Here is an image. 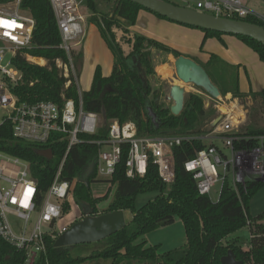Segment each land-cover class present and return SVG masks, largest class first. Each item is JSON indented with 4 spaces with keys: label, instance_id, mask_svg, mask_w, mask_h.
I'll return each mask as SVG.
<instances>
[{
    "label": "trees",
    "instance_id": "16d2710c",
    "mask_svg": "<svg viewBox=\"0 0 264 264\" xmlns=\"http://www.w3.org/2000/svg\"><path fill=\"white\" fill-rule=\"evenodd\" d=\"M82 3L91 12L89 22L99 28L114 55L112 73L104 76L98 66L91 88L81 91L79 78L84 62L83 49L73 48L70 59L68 53L59 47L62 36L50 0H23L22 7L30 11L36 21L33 44L27 52L33 57L44 58L47 63L40 65L19 55L15 64L23 78L13 88V93L26 102L53 101L62 105L65 99H73L77 104L82 100L85 110L100 113L103 117L101 127L95 135L88 136L90 139L107 137L109 125L114 119L135 123L139 135L206 132L217 116L213 104L206 106L202 97L186 93L183 110L178 115L174 114L171 109L173 100L169 97L171 85L151 65L158 53H172L177 58L181 55L178 50L155 38L135 34L129 40L132 42V51L125 54L114 28L128 30L137 24L139 12L147 9L130 0H108L107 8L100 6V0H82ZM233 18L262 25L254 17ZM198 29L205 34L204 42L209 38L222 41L225 35L215 30ZM234 36L253 49L264 62L262 43L248 36ZM57 59L73 65L68 77L57 66ZM199 63L220 88L223 96L231 93L242 101L251 97L253 104L245 131L250 135H264V88L249 93L241 91L239 67L227 63L216 54H211L208 62ZM154 67L157 70L155 61ZM150 107L157 115L158 124L149 115ZM67 144V140L60 135H55L46 144L25 141L14 136L10 123L0 126V150L29 161L41 194L46 193L54 181ZM203 147L201 141L175 147L176 179L170 188L160 179L157 167L152 162L145 176L127 177V154L124 153L112 179L116 184L113 198L108 208L100 213L97 205L101 198L94 196L93 185L102 187V182L107 181L98 178L94 165L98 146L93 143L74 146L67 157L61 178L69 181L79 179L74 191L83 210L91 215L117 210L130 211L132 219L122 229L104 239L102 249L93 250L87 255L73 256L70 247H55V241L48 239L46 250L37 256L34 264H84L89 260H98V264H222V257L230 250L244 264H264V224L255 226L248 249L237 243L224 242L230 235L248 226V220L255 222L264 219V212L258 216L250 212L251 200L264 186V181L247 180L245 184H239L237 189L227 182L219 200L213 202L208 195L199 193L193 175L184 168V163L194 156L195 150ZM44 149L52 150L51 158L40 154ZM146 192H156L157 196L137 207V196ZM176 218L183 222L187 242L183 246L159 253L160 246L149 244L145 235L174 223ZM249 228L253 230L252 226ZM25 262L24 251L0 238V264Z\"/></svg>",
    "mask_w": 264,
    "mask_h": 264
},
{
    "label": "built area",
    "instance_id": "2783aa9c",
    "mask_svg": "<svg viewBox=\"0 0 264 264\" xmlns=\"http://www.w3.org/2000/svg\"><path fill=\"white\" fill-rule=\"evenodd\" d=\"M22 1L0 0V126L10 123L14 136L25 141L46 144L55 135H60L68 142L55 179L44 194L39 190L29 161L0 150V238L25 252V264H34L37 256L46 250L48 239L56 241L74 223L87 216L75 196L79 179L61 178L67 157L78 144L98 146L94 165L98 178L107 181L108 189L94 194L95 197H105L114 188L113 198L116 184L112 179L124 153L127 154V177L145 176L152 162L160 179L170 188L176 179L175 147L183 143L192 145L195 141H201L204 147L195 150L184 168L193 175L199 193L208 195L213 202L219 200L227 182L237 189L247 180L264 179V135H250L245 131L250 105L231 93L211 97L204 89L187 84L192 93L217 109L219 120L215 123L214 118L206 132L139 135L135 123L114 119L109 125L108 136L99 139L88 136L98 132L103 117L85 110L82 100L77 104L73 99H65L62 105L53 101H21L12 91L23 78L15 59L21 55L40 64L27 52L33 44L36 21L32 13L22 7ZM50 1L62 36L59 47L71 59V50L81 43L86 33L82 0ZM182 1L184 6L217 16L254 17L264 26V13L243 0ZM56 64L60 69L64 68L62 73L66 77L73 70L72 64H65L60 59ZM247 224L250 244L255 226L264 224V219L248 220Z\"/></svg>",
    "mask_w": 264,
    "mask_h": 264
},
{
    "label": "water",
    "instance_id": "95a60500",
    "mask_svg": "<svg viewBox=\"0 0 264 264\" xmlns=\"http://www.w3.org/2000/svg\"><path fill=\"white\" fill-rule=\"evenodd\" d=\"M130 1L138 3L145 9L167 17L179 24L195 26L206 30H215L224 34L248 36L264 45V26L257 23L217 16L168 0ZM175 68L177 76L183 86L177 83L171 85L169 97L173 100L171 109L174 114L178 115L183 110L186 94L184 85L193 84L200 87L211 97L221 96L220 88L212 81L206 69L194 59L181 54L175 58ZM149 115L153 122L157 123V115L151 107L149 108ZM218 120L219 118L217 117L215 123ZM40 154L48 158H51L53 155L51 149L41 150ZM261 181H264V179ZM125 213L126 211L124 210L105 212L99 215L87 213L84 219L74 223L69 230L58 237L55 241V247H71L76 244L94 243L104 240L122 229L128 223ZM222 264L244 263L241 260H237L234 252L230 250L227 255L222 257Z\"/></svg>",
    "mask_w": 264,
    "mask_h": 264
},
{
    "label": "crops",
    "instance_id": "0c3cea01",
    "mask_svg": "<svg viewBox=\"0 0 264 264\" xmlns=\"http://www.w3.org/2000/svg\"><path fill=\"white\" fill-rule=\"evenodd\" d=\"M251 7L259 11L257 8L253 6ZM141 23L143 24L140 28L142 34L168 44L172 48L178 50L182 55L190 57L198 63H206L210 60L211 54H216L227 63L237 65L239 67V84L241 91L249 93L250 91H257L264 88V62L261 61L259 55L253 49L248 47L236 36L230 34L223 35L222 43L218 41L220 45L223 44L221 45L222 47H219L217 51L214 50L217 53H209L208 51H206L207 53H203L201 46L204 44L199 46L202 40L203 43L209 42L210 44H216V41H214L215 39L213 38H209L204 42L205 34L199 29L161 19L147 10H141L138 14L136 25H140ZM136 25L134 26L136 27ZM149 27H151V29ZM146 28H149L150 30ZM153 28L155 30H153ZM85 29L86 33L84 41H82V46L80 47L84 52V62L80 78L82 75L86 76L87 84L84 90L81 91H88L91 88L94 73L98 66L101 67L104 76H109L114 67V55L105 40L102 38L99 28L90 22L88 24L85 23ZM143 29H145L146 32ZM192 37L193 40H190ZM194 39L195 42L191 43L190 41H194ZM121 45L125 51V47L122 43ZM125 54L129 53L125 51ZM34 58L44 59L42 57ZM158 58L160 61H163L165 59L175 60L176 57L172 53L160 52L154 60H157ZM46 63L47 61L45 60V63L40 64L45 65ZM162 69L164 68L159 67L157 72L159 73ZM163 74L164 71L159 73L160 76L167 77V75ZM80 78L79 82L81 80ZM185 86L186 93H192L191 86ZM204 103L206 106L210 104L205 101ZM227 239L229 242L237 243L246 249L249 248V231L244 237L238 235L237 232L230 235Z\"/></svg>",
    "mask_w": 264,
    "mask_h": 264
},
{
    "label": "rangeland",
    "instance_id": "374dc122",
    "mask_svg": "<svg viewBox=\"0 0 264 264\" xmlns=\"http://www.w3.org/2000/svg\"><path fill=\"white\" fill-rule=\"evenodd\" d=\"M100 1H101L100 6L102 8H107L108 0H100ZM171 1L178 3L180 5H185L182 0H171ZM243 1L246 4H249V5L257 8L261 13H264V0H243ZM82 12L86 16V22L85 23L86 24L90 23L89 17L91 15V12L85 6L82 7ZM142 26H143L142 23L140 25L139 24L136 25V27L130 26L129 29L126 31L122 28H114L115 33H116L120 43L123 44V46L125 47V51L127 53H130L132 51V42H130L129 40H132L134 38L135 34H142V32L140 30V28ZM149 28L151 29V27H149ZM149 28H146V29H149ZM195 29H198V28H195ZM143 30L146 32L145 29H143ZM153 30H155V29L153 28ZM213 39H215L214 41H216V44H213V43L210 44L209 42L208 43L205 42L203 45V40L201 41L199 46L203 45V46H201L203 49V53L206 51H208L209 53H212V52L217 53L216 51L218 50V48L222 47L221 45H223V44H221V45L219 44V42L222 43V41H220L217 38H213ZM190 40H193V37ZM82 41H84V37H83V39H81V43L75 47L80 48L82 46L81 45ZM190 42L191 43L195 42V39H194V41H190ZM214 50H216V51H214ZM154 61H155V64L157 66V70L154 67ZM154 61L151 63V65L156 72L158 71L159 67L165 69V70L162 69V71H164L163 75H167V77L161 76L164 81L168 82L170 85H172V83H177V84L183 86V84L179 83L175 79L176 72H175V69L173 67L175 60L165 59L163 61H158V62H157V60H154ZM62 71L64 72V68H62ZM159 73H158V75H159ZM80 79L81 80L79 82V89L84 90V88L87 84V77L82 75V77ZM185 88H186V86H185ZM242 102L245 104L247 103V106L250 105V107L253 104L251 97L246 98V100L242 101ZM260 122L262 123L263 120H261ZM107 189H108V183L107 182L102 185V188H101V185H96V184L93 185L94 194L103 192L104 190H107ZM112 189H114V188H112ZM112 189H110V192L107 196L97 197V198H101L100 202L97 205L100 213L108 208V206L112 200L111 199ZM156 196H157L156 192L141 193L136 198V206L141 207L144 204H146L147 202L153 200ZM250 212L253 216H258L259 214L264 212V186L252 198L251 203H250ZM125 216H126L127 222H129L132 219V214L130 211H126ZM247 234H248L247 226L243 227L242 229H240L238 231V235H240L241 237H244ZM145 238L149 244H158L160 246L159 253H163V252L169 251L171 249L183 246L187 242V237L185 234L184 225H183V222L181 221L180 218H176L175 222L168 225V226L161 227V228H159V229H157L151 233H148L147 235H145ZM102 241L103 240L98 241V242H94V243H86V244L84 243V244L73 245L70 247L71 254L73 256L87 255L90 252H92L93 250L102 249L105 245ZM97 261L98 260H89L88 262H86L84 264H98ZM101 264H104V263H101Z\"/></svg>",
    "mask_w": 264,
    "mask_h": 264
},
{
    "label": "bare ground",
    "instance_id": "6f19581e",
    "mask_svg": "<svg viewBox=\"0 0 264 264\" xmlns=\"http://www.w3.org/2000/svg\"><path fill=\"white\" fill-rule=\"evenodd\" d=\"M34 61H38L39 63H45V61L43 59H39V58H33ZM173 67L175 69V72H176V68H175V63L173 64ZM175 79L182 84L181 80L178 78L177 76V72H176V76H175Z\"/></svg>",
    "mask_w": 264,
    "mask_h": 264
},
{
    "label": "snow or ice",
    "instance_id": "6c2138e0",
    "mask_svg": "<svg viewBox=\"0 0 264 264\" xmlns=\"http://www.w3.org/2000/svg\"><path fill=\"white\" fill-rule=\"evenodd\" d=\"M6 23V22H5Z\"/></svg>",
    "mask_w": 264,
    "mask_h": 264
}]
</instances>
